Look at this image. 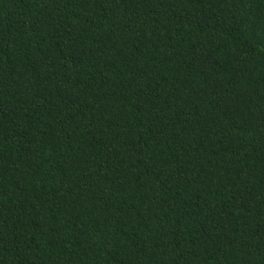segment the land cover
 Masks as SVG:
<instances>
[{
	"label": "trees",
	"instance_id": "16d2710c",
	"mask_svg": "<svg viewBox=\"0 0 264 264\" xmlns=\"http://www.w3.org/2000/svg\"><path fill=\"white\" fill-rule=\"evenodd\" d=\"M0 264H264V0H0Z\"/></svg>",
	"mask_w": 264,
	"mask_h": 264
}]
</instances>
